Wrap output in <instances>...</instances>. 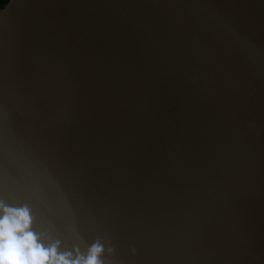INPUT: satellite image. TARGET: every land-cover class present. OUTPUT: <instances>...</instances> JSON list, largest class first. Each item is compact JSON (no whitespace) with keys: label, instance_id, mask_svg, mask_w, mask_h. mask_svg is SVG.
I'll use <instances>...</instances> for the list:
<instances>
[{"label":"water","instance_id":"95a60500","mask_svg":"<svg viewBox=\"0 0 264 264\" xmlns=\"http://www.w3.org/2000/svg\"><path fill=\"white\" fill-rule=\"evenodd\" d=\"M0 201L73 259L264 264V0H6Z\"/></svg>","mask_w":264,"mask_h":264},{"label":"clouds","instance_id":"9594fccd","mask_svg":"<svg viewBox=\"0 0 264 264\" xmlns=\"http://www.w3.org/2000/svg\"><path fill=\"white\" fill-rule=\"evenodd\" d=\"M0 213V264H104L99 242L74 259L71 253L58 252V242L45 247L31 230L33 219L27 206L13 208L0 201Z\"/></svg>","mask_w":264,"mask_h":264},{"label":"trees","instance_id":"16d2710c","mask_svg":"<svg viewBox=\"0 0 264 264\" xmlns=\"http://www.w3.org/2000/svg\"><path fill=\"white\" fill-rule=\"evenodd\" d=\"M6 2V0H0V6L3 4V3H5Z\"/></svg>","mask_w":264,"mask_h":264}]
</instances>
